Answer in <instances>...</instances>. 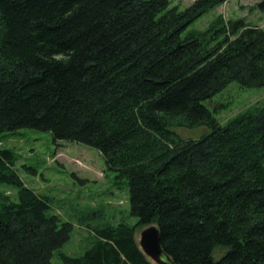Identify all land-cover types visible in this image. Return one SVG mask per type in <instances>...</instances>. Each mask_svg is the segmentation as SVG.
Segmentation results:
<instances>
[{"label": "trees", "instance_id": "trees-1", "mask_svg": "<svg viewBox=\"0 0 264 264\" xmlns=\"http://www.w3.org/2000/svg\"><path fill=\"white\" fill-rule=\"evenodd\" d=\"M226 1L0 0V133L95 148L137 217L93 227L84 253L59 264H153L134 239L150 224L175 264H264V106L220 124L204 104L233 81L264 87V29L222 15L188 29ZM198 126L210 131L172 130ZM14 161L0 147V183L18 188L0 202V264H52L72 224Z\"/></svg>", "mask_w": 264, "mask_h": 264}, {"label": "rangeland", "instance_id": "rangeland-1", "mask_svg": "<svg viewBox=\"0 0 264 264\" xmlns=\"http://www.w3.org/2000/svg\"><path fill=\"white\" fill-rule=\"evenodd\" d=\"M192 1L170 0L180 9ZM258 1L227 0L201 15L188 29L205 30L217 15L225 21L243 18L264 29V12L256 6ZM204 104L220 124H225L237 114L263 107L264 87L244 88L233 81ZM172 130L183 139H197L210 131L206 126ZM0 147L13 151L15 172L26 187L46 200L50 213L72 224L70 238L52 255V264L61 262L60 253L82 255L90 246L93 227L137 222V217L129 214L126 181L117 179L116 172L106 168L95 148L74 141H54L49 133L30 128L0 133ZM5 197L17 201L18 188L0 183V202ZM145 227L135 228L136 243ZM222 250L217 248L216 254Z\"/></svg>", "mask_w": 264, "mask_h": 264}, {"label": "water", "instance_id": "water-1", "mask_svg": "<svg viewBox=\"0 0 264 264\" xmlns=\"http://www.w3.org/2000/svg\"><path fill=\"white\" fill-rule=\"evenodd\" d=\"M138 246L154 264H175L163 251L159 240V229L155 224H150L141 231Z\"/></svg>", "mask_w": 264, "mask_h": 264}]
</instances>
